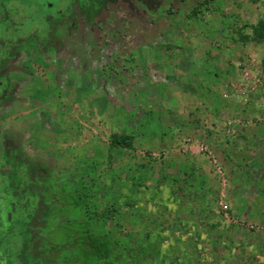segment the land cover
Wrapping results in <instances>:
<instances>
[{
    "label": "rangeland",
    "instance_id": "obj_1",
    "mask_svg": "<svg viewBox=\"0 0 264 264\" xmlns=\"http://www.w3.org/2000/svg\"><path fill=\"white\" fill-rule=\"evenodd\" d=\"M261 19L264 0H174L150 25L121 22L89 38L99 46L87 54L34 68L39 128L24 131L32 121L25 115L8 125L50 174L54 204L39 197L23 228L19 221L12 228L20 232L16 242L9 233L3 239L0 264H264V44L252 41L249 28ZM208 131L227 141V161ZM124 133L134 137L133 150L111 148L110 136ZM191 163L201 179L179 202L169 195L170 180ZM118 178L143 187L128 215L107 225L112 200L93 199L101 189L117 193ZM10 189L4 184L1 196ZM194 202L210 212L195 214ZM202 220L219 225L215 243L233 237L236 249L241 238L240 257L197 255L192 240L211 233L193 231ZM115 233L125 240L114 243Z\"/></svg>",
    "mask_w": 264,
    "mask_h": 264
},
{
    "label": "flooded vegetation",
    "instance_id": "obj_2",
    "mask_svg": "<svg viewBox=\"0 0 264 264\" xmlns=\"http://www.w3.org/2000/svg\"><path fill=\"white\" fill-rule=\"evenodd\" d=\"M173 1L0 0V256L5 250L3 239L9 233L10 241L16 242L20 232L12 228L18 221V227L23 228V220L30 217L39 197L44 205L54 204L47 200H51L53 187L45 184L50 174L43 173L38 162L27 157L21 134L13 135L16 129L8 125L25 115L32 121L30 128L24 124V131L31 130L32 136L39 128V78L34 68H54L60 57L87 54L99 46L89 45V38L101 39L121 22L150 25L151 15L162 14ZM4 184L11 193L3 197Z\"/></svg>",
    "mask_w": 264,
    "mask_h": 264
},
{
    "label": "trees",
    "instance_id": "obj_3",
    "mask_svg": "<svg viewBox=\"0 0 264 264\" xmlns=\"http://www.w3.org/2000/svg\"><path fill=\"white\" fill-rule=\"evenodd\" d=\"M251 30V39L257 44H264V20L258 21L255 25L249 26ZM133 140L134 137L129 134H122V135H111L110 136V146L114 149H127V150H133ZM187 176V177H186ZM186 179L180 180V173H176L172 175V178L170 180L171 187L169 188V195L171 197H177L178 201L180 202L184 197L183 192H187L189 195L191 194L190 188L191 186V178L192 176L190 174L185 175ZM127 179L123 180L121 178H118L116 180L115 185L118 186L117 193L112 191L113 187H109L104 190H98L96 191V195L93 200L101 201L107 199H111L112 203L110 204V209H105L104 212V221H106L107 225L112 219H115L117 216L121 215V213H126L128 215V212L130 209H132V206L135 202L136 194L139 190V188H142L143 185L140 184V182L136 181L134 182L136 178L132 181V183L126 182ZM165 182V180H164ZM176 182V183H175ZM162 189V187L160 188ZM160 190H157V193ZM181 197V198H180ZM181 199V200H180ZM89 200V199H88ZM88 200L86 203H88ZM177 203V200L174 204ZM89 204V203H88ZM87 204V206H88ZM92 206V205H90ZM87 210V209H86ZM96 213H94V216ZM89 219H92L90 217ZM114 243L120 244L121 240H125L121 233H115L114 234Z\"/></svg>",
    "mask_w": 264,
    "mask_h": 264
},
{
    "label": "crops",
    "instance_id": "obj_4",
    "mask_svg": "<svg viewBox=\"0 0 264 264\" xmlns=\"http://www.w3.org/2000/svg\"><path fill=\"white\" fill-rule=\"evenodd\" d=\"M261 20H264V19H261ZM258 21H260V20H258ZM257 21V22H258ZM256 22V23H257ZM255 23V24H256ZM254 24V25H255ZM215 126V125H214ZM213 129V128H212ZM207 134V135H206ZM205 135L208 137V139L216 146V147H220L221 148V153H222V155H223V157H225V152L224 151H222V148H225V145H227V141H225L226 142V144L225 143H223L222 142V140L220 139V140H218V141H215L216 139H214V136H211V133L208 131V133H205ZM241 139H244V137L241 135V136H239V138L237 139V140H235L236 142L235 143H233V145L236 147V149H238V150H240V148H241V145H242V143H241ZM214 140V141H213ZM221 143L223 144V145H221ZM244 145V144H243ZM250 153V152H249ZM195 158V157H194ZM249 160H255L254 162L255 163H259V157H253L252 155H249ZM226 160L227 161V156L225 157V158H223V160ZM224 160V161H225ZM257 161V162H256ZM185 162H183L182 164H184ZM191 165H192V167L188 170V173H186V172H184V171H182V174H180V178L179 179H181V180H183V179H186V177H185V175H187V174H190L191 176H192V178L191 179H194L196 176L197 177H199L200 175H197V170H198V168H196L195 166H193V163H191ZM196 168V169H195ZM200 179H201V177H199ZM191 193V192H190ZM195 194V192L193 193V195ZM198 201V200H197ZM233 201H235V198L233 199ZM191 211H193L195 214L196 213H201V214H205V213H209L210 212V209H209V207L208 206H203V205H201L199 202L198 203H196V202H194V203H192L191 205ZM215 221L214 220H211V221H206V220H202V221H194L193 222V231L195 230H198L199 229V227L200 226H204L205 228H207V229H211L210 231H211V233H209V234H207V236L204 238V239H202V240H198L197 241V243H196V241H193L192 240V243L194 244V245H196L197 246V249L196 248H194L195 249V251H196V254L197 255H199L200 253L201 254H203L204 253V255H203V257H207V254L210 252L211 254H212V257H215V252H222V251H224V253L225 254H227V257L229 258V259H232V258H236V257H240V254H242V249L244 248V250H245V247H244V241H242V239L241 238H238L239 239V241H236V242H233L234 244H236L235 245V247H236V249H233L232 247H229V244H231V242L233 241V237H231L232 235H229L230 237H231V241H228L225 245H224V243H222V242H217V243H215L214 242V240L216 239H213L214 237H211V235H213V233H216L215 232V230H216V226L218 227L219 225L218 224H215L214 223ZM224 225H222V228H224L223 227ZM225 228L226 229H231V228H233V227H231V225L229 226H227V225H225ZM231 231V230H230ZM229 231V233H232V232H230ZM194 240H195V238H194ZM219 243V246H216V244H218ZM221 243V244H220ZM214 245H215V247H214ZM232 245V244H231ZM230 245V246H231ZM227 246V247H226ZM235 251V252H234ZM236 251H237V253H236ZM223 253V252H222ZM238 253H240V254H238ZM243 253H244V251H243ZM246 253V252H245ZM244 253V254H245ZM234 255H236V256H234ZM244 256V255H243ZM241 257H242V255H241Z\"/></svg>",
    "mask_w": 264,
    "mask_h": 264
}]
</instances>
